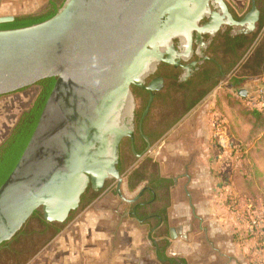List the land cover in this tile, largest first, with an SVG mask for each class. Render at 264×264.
I'll use <instances>...</instances> for the list:
<instances>
[{
    "label": "water",
    "instance_id": "water-1",
    "mask_svg": "<svg viewBox=\"0 0 264 264\" xmlns=\"http://www.w3.org/2000/svg\"><path fill=\"white\" fill-rule=\"evenodd\" d=\"M175 2L66 0L42 22L0 30V96L56 79L23 153L0 186V244L37 209L48 221H64L79 205L89 175L102 185L107 173L114 174L122 196L110 143L116 152L126 133L120 126L122 100L141 62L173 35L163 20ZM225 10L235 26L254 27L260 18L257 0L241 20ZM14 19L0 17V23ZM171 20L170 15L166 23ZM189 228L173 227L171 236Z\"/></svg>",
    "mask_w": 264,
    "mask_h": 264
},
{
    "label": "rangeland",
    "instance_id": "rangeland-1",
    "mask_svg": "<svg viewBox=\"0 0 264 264\" xmlns=\"http://www.w3.org/2000/svg\"><path fill=\"white\" fill-rule=\"evenodd\" d=\"M51 1L53 0H1L0 17L44 14L50 10ZM55 1L62 2V0ZM229 1L234 3L232 0ZM246 13H241V16ZM231 83H234L233 78L227 82L222 81L213 89V93L205 95L204 99L200 101L201 103H197L198 106L201 104L197 110V116H201L203 120H212L214 123L212 125V135L219 134L214 139L217 144H220V134H223L224 130L226 131L228 140L225 141L226 144H220V146L234 149V151H229V155L236 165L234 170H238L237 182L233 179L234 185L236 187L239 184L246 192L249 191L254 195L258 215L261 217L264 216V141L258 142V145L262 144V147H258V149L256 148L257 141H255L256 145L252 147L248 154L241 150L239 143L232 141L229 137L231 132L237 136L242 134L243 137L244 135L247 137L245 143L250 144V132L253 130H248L247 124L251 120L250 114L260 106H257V103L252 101L251 97L247 98L246 89H242L243 96L240 95L239 91L237 93L236 90L229 89L228 85ZM219 87H221L220 90ZM181 89L179 88L177 92ZM39 91L40 87L38 85H32L0 96V145L8 138L21 115L32 106ZM177 98L181 100L180 93L177 94ZM212 102L216 105L214 104L215 107L210 112L208 107L212 105ZM180 106L179 103L174 111L170 108V104L152 107L149 113L147 131L149 133L151 129L153 131L157 129L162 134L166 133L162 137L165 141H155L153 152L144 158L135 153L126 155V168L122 174L123 183L121 186V193L123 197H126V201L111 188L106 189L99 197H93L91 202L76 210L66 226L60 228L61 232L51 238L46 247L36 248L37 251L26 264H80L79 261L82 264H87V260L90 259L105 260L109 262L108 264H126V260L149 261L154 259V252H149L145 250L146 248L137 246L155 243L164 245L171 238V228L189 222L187 213H183V217L178 218L176 212L172 211L173 203L176 204L178 200H187V195L180 189L179 195L173 198L176 191L173 188L167 197L158 196L155 207L141 208L142 215H133L132 209L137 203L150 198V193L146 190L137 199L139 193L145 187L150 186L149 176L155 172L163 177L161 174L162 156L164 157L167 153H170L169 138L176 137L177 120L184 121V116L189 114V110L192 108L191 106L186 111H182ZM256 116L262 119L259 127H264V116L259 114ZM164 117L170 120L163 123V120H167ZM238 119H242L243 123L242 127H239V131L235 130L233 126L234 120ZM160 121L161 123H159ZM170 123L172 126L167 128V124ZM172 129L175 130L173 136ZM145 160H151L149 163L150 168L141 170L140 167ZM134 170L144 171L146 179L133 188L129 187L128 179ZM168 175V178H165L168 179L167 185L170 184V186L176 187L177 183L173 182L175 173H169ZM236 199V196L232 194L226 195L225 204L230 210L237 206L238 201ZM153 208L156 209L155 213L160 211L161 218L149 216ZM174 213L175 217L172 218ZM191 222L196 227L202 226V221L192 220ZM204 226L209 227L208 224H204ZM47 238L44 237L43 241H46ZM154 239H157V241H154ZM151 255L152 257H150Z\"/></svg>",
    "mask_w": 264,
    "mask_h": 264
},
{
    "label": "flooded vegetation",
    "instance_id": "flooded-vegetation-1",
    "mask_svg": "<svg viewBox=\"0 0 264 264\" xmlns=\"http://www.w3.org/2000/svg\"><path fill=\"white\" fill-rule=\"evenodd\" d=\"M225 6L236 20H241L252 9L251 5L247 13L241 16L229 0H176L173 12L166 14L164 17V24L168 25L170 35H173L170 38L161 39L157 43L156 50L141 62L139 75L131 82L130 93L126 92L122 100L120 126L126 133L117 144L116 152H114V146L110 143V154L112 158L113 154L117 156L115 167L121 177L126 168V155L137 154L136 151L140 147L139 137H143L146 144L144 153L151 146L147 123H149V113L152 107L170 104V108L174 111L180 103V110L186 111L192 103L195 102L196 104L201 101L207 89V84L194 85L196 84L194 80H198L202 76L200 72L206 69L210 61L217 60L218 56L219 58L226 57L227 51L231 54L235 50L241 51L243 48L240 43L242 38H239L241 35L250 38L256 35L260 27V18L254 27L250 24L243 27L231 25ZM170 15L171 23H166L170 20ZM227 38L234 39L227 40ZM220 69L222 73L213 75L212 81L219 76L225 78V64L221 65ZM182 84L184 87H180L182 89L177 92L179 89L177 85ZM178 93L181 94V100L177 98ZM168 120L170 119L162 122ZM118 185L119 180L112 173H107L102 185L95 181V177L89 175L79 205L71 210L64 221H48L44 217L41 208L35 210L26 224L11 239L0 244V264L28 263L38 248L46 247L49 240L61 232L60 228L66 226L76 210L82 207L86 198L99 197L101 193L109 188L120 195ZM146 190L149 191L150 198L137 203L132 209L133 215H142L141 208L155 207L161 188L154 189V187L149 186L145 187L144 191ZM121 197L126 201V197ZM151 212L149 213L150 217L161 218L160 211L155 213L156 209L153 208ZM44 237H48L46 241H43ZM79 262L82 264L81 261ZM105 263L108 264L109 262L105 260H87V264Z\"/></svg>",
    "mask_w": 264,
    "mask_h": 264
},
{
    "label": "crops",
    "instance_id": "crops-1",
    "mask_svg": "<svg viewBox=\"0 0 264 264\" xmlns=\"http://www.w3.org/2000/svg\"><path fill=\"white\" fill-rule=\"evenodd\" d=\"M232 2L240 15L246 13L252 5V0H232ZM257 3L261 13L264 8V0H257ZM261 46H264V25L257 31L250 54L237 64L232 75H226L222 80L224 82L232 80V78L233 82L235 79L239 80L237 83L229 84V89H234L237 93L240 92V89H246V96L247 98L251 97L252 101L255 100L259 80L264 76V63H259L258 59L257 67L253 68H245L244 63L248 60L252 62L256 56L255 51ZM220 89L221 87H219ZM212 91L209 93H213ZM240 95L243 96L242 93ZM211 104L208 107L210 112L216 103L212 102ZM200 105L198 106L196 103L192 106L189 110L190 113L184 116V121L177 120V135L169 138L170 153L162 156L161 174L164 178H168L169 173H175L173 182L177 183V186L169 184V186L161 188L160 196L167 197L170 190L172 191L174 188L176 190L174 198L179 195L180 189L183 190L187 195V200L175 201L176 204L173 203L172 211L176 212L178 218H182L183 213H187L189 220L187 224L190 225L187 231L177 230L175 237H172L170 233L171 238L168 239L169 244L165 248V254L178 264H263L257 249L258 235L250 229V220L258 213L257 207H252L251 203L242 199L232 210L226 206V195L237 196L239 194L233 182L238 170H234L236 165L229 155V151H234V149H227L215 142L216 136L212 135V125L214 124L212 120H203L201 116H197ZM250 118L251 120L247 124L248 130H252L255 122V117L252 114H250ZM242 125V119L234 120L235 130L239 131V127ZM173 132H175L174 129H172ZM165 135L166 133L162 134L156 142L165 141L164 138L162 139ZM173 135L175 134L173 133ZM250 135L251 142L248 144L245 143L247 140L245 135L243 137L242 134L237 136L232 132L229 133L232 141L239 143L241 150L246 153H249L256 145L255 141H257L256 148L260 147L258 137L259 135L264 136V132L259 134V132L251 131ZM223 137L228 140L225 130L221 134V139ZM150 144V148L145 153L136 155L141 158L149 156L154 150L152 139ZM230 146L233 147L232 143ZM150 161L145 160L140 167L141 170L150 168ZM174 217L175 213L172 215V218ZM192 220L202 221V226L196 227L191 222ZM204 224H208L209 227H205ZM137 247H144L145 250L154 252V259L149 261L126 260V264H163L159 259V251L160 248L165 247L164 245L155 243Z\"/></svg>",
    "mask_w": 264,
    "mask_h": 264
},
{
    "label": "trees",
    "instance_id": "trees-1",
    "mask_svg": "<svg viewBox=\"0 0 264 264\" xmlns=\"http://www.w3.org/2000/svg\"><path fill=\"white\" fill-rule=\"evenodd\" d=\"M66 0H62L61 3L53 0L51 1L50 5L51 8L47 13L44 14H38V15H18L15 16V19L8 22H1L0 23V30H6V29H15V28H21L33 25L35 23L42 22L52 16H54L58 10L63 6L64 2ZM264 25V8L261 11V17H260V29ZM257 33L253 38H250L246 35H241L239 38H242L240 41L241 46L243 47L241 51L235 50L233 54L229 53L227 51L226 57H220L218 56L217 60H212L208 63L206 69H203L201 73V78L198 80H194L196 86L206 85L207 89L205 90V93L203 94L202 99L205 95H207L210 91H212L222 80L224 77H218L216 80L212 81L213 75L221 74L222 70L220 69L221 65L225 64V73L226 75L233 74L235 71V67L238 63L241 62L242 59L246 57V55L251 52L254 41L256 39ZM234 38H227V40H233ZM255 58L254 60H248L244 63L245 68H253L257 67V60L259 59V63H264V46H261L258 50L255 51ZM56 79L54 77L52 78H46L37 83V85L40 87V91L37 94L32 106L26 110L18 120L17 124L13 128L12 132L8 136V138L1 143L0 145V186L5 182L9 174L12 172L13 168L15 167L17 161L19 160L21 154L23 153L36 125L40 118L41 112L43 110V107L51 93V90L55 84ZM239 80H234V82H238ZM192 83V82H191ZM189 83V85H191ZM209 83V84H208ZM179 88L184 87V85H177ZM195 86V87H196ZM178 89V88H177ZM195 104L192 103L187 109H189L191 106ZM255 118V122L253 123L252 132H259V134L263 131L264 127L260 128V123H262L260 118H258L256 115H263L264 116V109H261L257 107L252 113ZM172 126V124H167V128ZM166 128V129H167ZM149 135L152 139V142H155L157 139H159L162 135L161 132L158 130H154L149 132ZM264 141L263 136L258 137V142ZM138 142L140 144V147L137 149L136 153L141 154L145 150V141L143 140V137H139ZM260 147H262V144H259ZM243 151V150H242ZM249 154V153H248ZM247 154V155H248ZM238 174V173H237ZM236 174V176H237ZM234 177L233 179L235 182H237V177ZM236 178V179H235ZM144 171L140 170H134L128 179L129 187H136L141 181L145 180ZM168 181L164 178L158 175V173H152L149 176V185L154 187V189H160L165 186H167ZM236 189L238 191V195L236 196V201H239L240 199L247 201L248 203H251L252 207H256V200L253 198V194L251 192H246L244 189H242L239 184L236 186ZM93 197L86 198L83 202V205L88 204L91 202ZM264 199V198H263ZM82 205V206H83ZM168 241L165 242L164 248H160L159 251V259L162 261L163 264H178L177 262L173 261L171 258H169L165 254V248L168 246Z\"/></svg>",
    "mask_w": 264,
    "mask_h": 264
},
{
    "label": "built area",
    "instance_id": "built-area-1",
    "mask_svg": "<svg viewBox=\"0 0 264 264\" xmlns=\"http://www.w3.org/2000/svg\"><path fill=\"white\" fill-rule=\"evenodd\" d=\"M254 99L255 103H257V106H260L259 108L264 109V76L256 87V96ZM217 135L219 136V134ZM219 139L220 144H226V139L224 137L221 139V134ZM250 229L258 235L257 249L264 264V216L260 217L257 213L254 217H252L250 220Z\"/></svg>",
    "mask_w": 264,
    "mask_h": 264
}]
</instances>
